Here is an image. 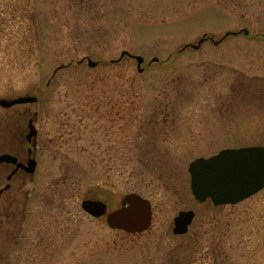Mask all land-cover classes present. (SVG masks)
<instances>
[{"label": "rangeland", "instance_id": "374dc122", "mask_svg": "<svg viewBox=\"0 0 264 264\" xmlns=\"http://www.w3.org/2000/svg\"><path fill=\"white\" fill-rule=\"evenodd\" d=\"M125 49L143 71L113 61ZM26 94L38 100L0 105L30 107L42 140L13 264H264V188L216 206L189 172L199 156L264 145V0H0V96ZM131 191L152 202L142 232L81 206L109 212ZM183 209L196 215L175 234Z\"/></svg>", "mask_w": 264, "mask_h": 264}, {"label": "water", "instance_id": "95a60500", "mask_svg": "<svg viewBox=\"0 0 264 264\" xmlns=\"http://www.w3.org/2000/svg\"><path fill=\"white\" fill-rule=\"evenodd\" d=\"M242 31L249 33V29L242 28L238 31H227L220 39H214L212 36L211 39L218 44L228 35ZM206 38L207 35H204L198 43L190 45L199 48ZM126 55L137 60L139 71L144 70L142 66L144 56L133 54L126 49L121 52L118 59H113V61H119ZM157 59V56L154 57V60ZM80 61L83 62L84 58ZM98 63V60L88 57L90 66H96ZM37 100L38 96L26 94L12 98L0 97V104L8 107L16 103ZM189 172L191 189L198 201L204 202L211 199L214 205L236 204L264 188V145L227 147L210 156H199L190 162ZM81 206L94 217L107 214L106 221L114 229L142 232L152 223V202L136 191L127 192L121 200V206L109 212H107L106 202L100 199L86 198ZM195 215L193 209L179 211L174 217L173 232L175 234L188 232Z\"/></svg>", "mask_w": 264, "mask_h": 264}, {"label": "flooded vegetation", "instance_id": "af4514ba", "mask_svg": "<svg viewBox=\"0 0 264 264\" xmlns=\"http://www.w3.org/2000/svg\"><path fill=\"white\" fill-rule=\"evenodd\" d=\"M36 121L30 107L0 116V264H13L14 248L27 240L29 185L38 179L42 160Z\"/></svg>", "mask_w": 264, "mask_h": 264}]
</instances>
